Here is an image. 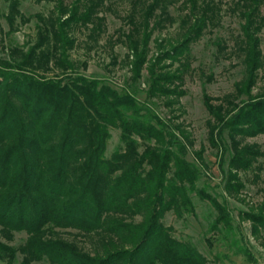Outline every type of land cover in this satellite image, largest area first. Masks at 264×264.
<instances>
[{
    "label": "trees",
    "instance_id": "trees-1",
    "mask_svg": "<svg viewBox=\"0 0 264 264\" xmlns=\"http://www.w3.org/2000/svg\"><path fill=\"white\" fill-rule=\"evenodd\" d=\"M38 1L51 8L25 17L21 0H8L2 16L8 31L0 27V263L208 264L163 223L168 213L177 219L195 215L194 196L216 212L211 230L234 236V254L257 264L227 207L197 186L204 147L194 152L196 162L189 161V132L174 116L162 119L151 108L156 102L179 106L189 46L219 25L223 0H127L129 28L107 42L112 52L116 44L126 47V60L131 58L132 85L121 90L78 74L70 59L77 33L98 44L105 32L103 11L113 0ZM175 4L183 40L149 63L151 37L174 22L169 9ZM263 8L264 0H231L230 11L240 20L235 47L244 77L219 98L203 97L207 140L229 194L243 190L241 173L261 180L264 152L247 140L264 135V85L254 93L264 81ZM32 20L30 39L12 43L10 37ZM161 59L179 61L180 68L171 72ZM142 71L147 78L141 100L135 84ZM112 129L120 131V143L106 157ZM262 184L258 211L240 214L255 235L264 232ZM66 229L86 238L90 250L61 238L57 231ZM21 232L24 243L10 246Z\"/></svg>",
    "mask_w": 264,
    "mask_h": 264
},
{
    "label": "rangeland",
    "instance_id": "rangeland-1",
    "mask_svg": "<svg viewBox=\"0 0 264 264\" xmlns=\"http://www.w3.org/2000/svg\"><path fill=\"white\" fill-rule=\"evenodd\" d=\"M8 0H0V27L4 32L8 31L2 16L7 12ZM231 0H223L220 13V21L217 27L207 29L199 40L189 46V68L183 73L181 89L184 95L179 99V106L165 108L160 102L151 105L153 111L162 119L174 118L175 124H182L190 134L192 146L189 148L187 159L196 162L194 152L204 147L203 160L205 167L201 168V179L197 183L199 188H204L208 193L215 195L221 204L227 207L232 219L235 232L243 237L244 244L253 254L257 264H264V232L257 235L252 233L251 223L243 221L242 212H257L262 202L261 188L264 181V157L259 159L261 166L260 179L257 182L252 172L239 175L244 188L238 194H229L224 190L223 176L219 166L218 157L210 147L207 140L206 121L209 119L205 109L204 94L219 98L233 91V85L244 77V66L238 56L235 47L236 36L239 34L240 20L230 11ZM175 4L170 7V15L174 19L172 24L165 23L162 30H156L149 42L147 60L152 62L163 52L169 49V44L175 45L183 40L180 29L181 12ZM51 8L50 4L38 0H21L20 11L25 17H32L38 13H46ZM129 12L127 0H113L108 9L103 11L105 17V32L97 45L87 38L86 33H77V46L70 52V59L77 64V73L90 79L103 81L113 88L121 90L132 85L130 60H126L128 51L126 47L116 44L113 52L107 45L110 39H116L120 30L127 31L129 26L125 24L124 16ZM264 14V8L262 10ZM34 23L31 22L19 27V31L10 37L12 43L23 44L33 35ZM261 50L264 53V31L260 34ZM8 43V40H7ZM219 45L221 48H219ZM3 53L0 49V57ZM115 56V63H113ZM186 53L181 57L184 62ZM84 64V66H83ZM160 66L174 72L180 68V62H172L161 59ZM142 77L136 84L138 99H143L146 89V71H142ZM264 81H259L256 93L263 87ZM172 108L174 110L171 112ZM177 109V110H176ZM176 110V111H175ZM171 112V113H170ZM108 142L106 157H109L119 145L120 131L112 129ZM248 143L259 145L264 152V135L247 140ZM225 168V167H224ZM195 215H186L183 219H177L172 213L165 215L163 223L173 229V236L179 240L191 243L197 251L203 255L208 264H250L242 255L234 254L230 240L234 236H226L211 230L216 212L208 202L201 201L193 196ZM58 235L69 241L77 242L86 251L90 250L88 240L77 234L76 231L66 229L58 230ZM239 238V235L235 237ZM26 234L15 233L9 242L12 247L24 243ZM20 259V258H19ZM5 264V263H0ZM32 264H50L48 261Z\"/></svg>",
    "mask_w": 264,
    "mask_h": 264
}]
</instances>
